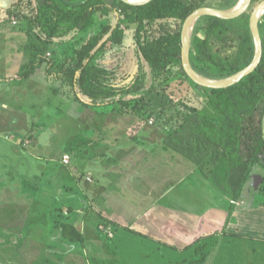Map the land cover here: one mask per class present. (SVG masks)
Returning a JSON list of instances; mask_svg holds the SVG:
<instances>
[{"label": "rangeland", "instance_id": "rangeland-1", "mask_svg": "<svg viewBox=\"0 0 264 264\" xmlns=\"http://www.w3.org/2000/svg\"><path fill=\"white\" fill-rule=\"evenodd\" d=\"M14 1L16 0H0V264H26L21 260L20 254L17 256L15 254L20 253L19 233L21 228L13 227L20 226L28 219L30 224L32 222L39 225L44 224L46 232L48 230V220L46 219L48 212H51L49 215L53 214V209L48 212L40 211L46 208L45 204H50L48 200L42 199V193L26 192L19 185H14L16 187L11 185L9 172H12V175L16 174L15 177L18 174H23L36 180V176L39 178L45 171L47 178L52 180L51 184L55 185L58 175L62 172L58 170L61 167L58 161L62 159L64 153L69 154L72 158L68 168H71L72 172H77L76 165H80L78 158L86 159L85 156H79L80 150H84L80 147H85V154L89 153V155L95 151H103L104 147L96 145L99 141L94 142V131L99 133L101 128L103 136L117 134L126 138V142H131L132 138L139 137L141 142L146 139L142 143L143 146L154 148L150 144L158 142V140L149 138L158 134L162 138L164 137V143H168L170 129L179 123L175 124L169 117L176 115V107L180 105V101H187L197 107L204 104L200 87L191 86L186 77L172 71L165 81L153 86L143 99L139 96L129 100L128 104L117 101L101 106L91 105L87 96L83 94L77 96V91L75 94L74 88L64 85L60 79L54 77L55 75L49 74L48 69L52 64L51 61L60 63L70 60L75 48L99 30L101 24L107 21L117 22L119 12L112 14L110 18L98 16L96 24L68 43L47 45L39 38V29H31L27 19L16 16L7 18L6 8ZM68 1L76 3L82 0ZM40 3L41 1H38V4ZM35 53L42 55L47 61L32 78L26 81L19 75ZM96 61L108 68L116 69V83L119 85L130 84L138 72H148L149 69L139 52L131 29H126V37L122 44H108L106 49L97 54ZM52 69L55 70L56 67L53 66ZM53 88L59 93L53 92L55 91ZM134 101L135 103L138 101L136 107H141L142 114L132 112L137 111L135 108H130ZM182 109L184 110L183 107ZM107 112H111V114L99 117L100 114ZM153 127L156 130H153ZM155 131L158 133L152 134ZM20 142L21 144H19ZM85 142L87 144L92 142V147L90 145L86 148ZM36 144L37 146L34 147ZM88 168L93 170L92 167ZM224 169L225 167L220 168L221 171L218 174L220 179L224 176ZM169 170L171 178L179 171L181 174L187 172L185 167L170 166ZM148 172L150 173V170ZM258 172L259 170L256 169L249 173L244 188L237 198H233L231 194L229 196L217 187L218 181L215 175L212 183L220 190V194L212 199V215L203 214L190 222L183 221L181 223L180 216L177 214L166 217L160 216L155 210H152L139 223L132 225L136 229L147 228L145 232L147 235L136 236L119 231L118 238L128 242L131 241L130 238L145 239L149 237L148 234L156 237L157 234H160L157 233V226L166 225L169 228V226L178 225V231L175 230L177 228L175 226L174 230L167 229V236L171 234L174 237L172 241L182 247L177 251L173 246L170 251H167L165 257L157 256L154 259L151 257L149 261H143L138 256L139 264H170V260H173L172 264H264V178L258 186L255 185V179L261 176ZM24 179L22 176V180ZM43 182L49 186L45 180ZM189 185H193L194 188L196 181H190ZM7 187H13V193H9ZM260 188H263V191ZM31 189L33 190V188ZM204 193L209 194L206 191ZM25 194L30 195L27 197L29 199L25 198ZM142 194L145 195V193ZM140 196L144 198L143 195ZM53 198L60 200L63 195L60 197V192L57 191ZM143 200L141 199V202ZM30 206L33 207V213L30 211ZM189 206L193 208L192 204ZM206 209L203 208V212ZM65 210L66 208L59 207L56 208L55 213L58 215L57 211H60L59 216H62ZM154 224L157 226H153ZM9 225L13 228L9 231L10 233L8 232ZM52 225L54 226L53 221ZM58 225L56 223V226ZM37 229L42 231L40 228ZM33 232L35 233L34 230ZM212 232L216 233L214 237L206 238L197 246L198 250L206 253L207 258L201 263L193 262L195 259L201 258V255L195 254L197 248L191 242L197 236L208 237ZM181 234H183L182 237ZM35 235L36 237L40 236L39 233ZM96 238L105 241V243L110 242V244L108 246L100 245L99 241H94ZM90 240L93 242H89L87 246L89 251L85 254L82 253L83 245L81 243L75 242L77 244L69 247L63 245L59 239L53 241V244L57 243L47 249H55L70 259H79L81 262L90 261V264H125L124 260L118 256L121 252L123 253L122 248L119 247L120 250H118V244H114L110 237L96 225L94 236ZM203 243H205L204 246ZM32 244L35 248L28 247L31 252L26 257L29 263L32 260L35 261L42 253V246L37 248V243ZM134 246L136 249L139 248L136 244ZM134 246L131 244L128 248L133 250ZM145 247L146 253L152 250L151 246H148L150 249H145ZM106 249L109 252H105ZM47 254L52 255L50 252ZM72 256L79 258H72ZM34 264L40 263L36 261Z\"/></svg>", "mask_w": 264, "mask_h": 264}, {"label": "trees", "instance_id": "trees-1", "mask_svg": "<svg viewBox=\"0 0 264 264\" xmlns=\"http://www.w3.org/2000/svg\"><path fill=\"white\" fill-rule=\"evenodd\" d=\"M237 1L151 0L143 5H131L122 0L76 3L16 0L6 8V15L8 19L13 16L27 19L31 29H39V38L49 45L68 43L96 24L98 16L110 18L119 12L117 22L101 24L99 30L75 48L70 60L51 61L49 74L74 88L77 96H87L93 106L117 101L128 104L129 100L139 96L143 99L172 71L186 77L191 86L200 87L204 104L197 107L180 101L176 115L169 117L175 124L179 123L170 129L169 144L166 143L188 155L209 180L213 181L216 175L217 187L237 198L250 172L257 169L264 178V15L259 20L262 59L257 68L239 82L226 88L201 86L190 79L182 63V27L186 18L204 6L232 9ZM260 1L252 0L251 7L236 18L204 15L197 19L190 35V61L199 74L210 79H223L250 64L255 52L250 16L254 5ZM126 29L133 30L135 43L149 69L138 72L130 84L119 85L116 69L99 64L96 56L108 44H122ZM46 61L42 55L33 54L20 78L34 76ZM54 92L59 93L56 89ZM136 102H132L130 108L137 110L133 113L142 114ZM222 167H225L224 176L220 179L218 174ZM60 226L67 240H83L82 232L73 224L63 222ZM215 234L195 241V254L201 258L193 262L205 261L206 253L197 246Z\"/></svg>", "mask_w": 264, "mask_h": 264}, {"label": "crops", "instance_id": "crops-1", "mask_svg": "<svg viewBox=\"0 0 264 264\" xmlns=\"http://www.w3.org/2000/svg\"><path fill=\"white\" fill-rule=\"evenodd\" d=\"M109 113L111 114V112ZM109 113L100 114L99 117L109 116ZM153 130H156V128L153 127ZM94 132V142L99 141L96 145L104 147L103 151H95L89 155V153L85 154V147H80L81 149L84 148V150H80L79 156H85L86 159L78 158L80 165H76L77 172H72V169L68 168L72 162V158L69 159L68 163L63 161L64 155L67 154L64 153L62 159L58 161V164L61 165L58 170L62 172L60 174L58 173L59 175L55 185L51 184L52 180L47 178L45 171L43 175L38 176L39 178L36 176V180L30 179L23 174H18L15 177L16 174L12 175V172L8 173L10 175L11 185H19L26 192L32 191L34 193V191H37V193H42V199L50 202L49 205L45 204L46 208L40 210L41 212H48V210L53 209V214L49 215L51 212H48L46 218L48 220V230L46 232L44 224L39 225L33 222L30 224V220L28 219L20 226L13 227L15 229L21 228V231L19 230L20 253L15 254L16 256L20 254L21 260L26 262V264H34L36 261L40 264H50V261L51 264H90V261L81 262L79 259L67 258L68 256H63L55 249H47V247H52L57 243H52L56 239H59L63 245L65 244L69 247L77 244L75 242H79L83 245L82 253L85 254L89 251L87 248L89 242L91 243L94 240L90 239L94 236L95 225L104 231L114 244H118V247L116 246L118 250H120L119 247L122 248L123 253L121 252L118 256L124 260L125 264H139V257L143 261H149L151 257L153 259L157 256L165 257L167 251H170V248H173V246L178 251L182 246H178L172 241L174 237L171 234L167 236V229H173L175 226L177 227L175 230L178 231L179 226L174 225L167 228L166 225L157 226L154 224L153 226H157V233H160L156 237L148 234L149 237L145 239L130 238L131 241L128 242L121 241L118 238L119 231L128 232L136 236L147 235L145 233L147 228L136 229L132 225L133 223H139L152 210H155L160 216L166 217H169L171 214H177L180 216L181 223L183 221L190 222L203 214L212 215V199L218 197L220 190L211 180L204 176L199 166L188 155L164 143V137L162 138L158 134L149 138L157 139L158 142L150 144L154 148H147L142 144L146 139H143L141 142L139 137H136L132 138L133 141L126 142V138L124 139L123 136H118L117 134L103 136L104 133L101 128L99 133L97 131ZM157 133L158 131H155L152 134ZM86 144L87 142L84 143V145ZM91 144L92 142L88 143L86 148ZM88 155L94 159H90L92 157L89 158ZM170 166H176L177 168L185 167L187 172L181 174V171H179L171 178ZM88 167H92L93 170H90ZM84 169L89 170L84 171ZM148 170H150V173ZM22 176L25 178L24 180H22ZM43 180L49 183V186ZM190 181H196L194 188L193 185H189ZM13 189V187H7L9 193H13ZM57 191L60 192V197L63 195L62 200H54L53 195ZM205 191L210 195L205 194ZM142 193H145V195ZM139 194L143 195L144 198H141ZM48 195L50 197H47ZM24 196L27 198L30 195L25 194ZM141 199L144 200L141 202ZM189 204H192L193 208ZM59 207L66 208L62 216H59L61 214L60 211H57L58 215L55 213L56 208ZM203 208H207L205 212H203ZM30 211L33 213V207L31 206ZM52 221L54 222V226L52 225ZM63 222L71 223L81 231L83 240L75 242L67 240L63 236L60 226ZM56 223L59 225L56 226ZM9 226L8 232L13 229L11 225ZM36 227L42 231H39ZM36 233H39L40 238L36 237ZM182 236L183 234H181ZM200 237L205 236H197L191 244L194 245L195 241ZM94 241H99L100 245L104 244V246L110 244V242L105 243V241L99 238H96ZM34 242L37 243V248L42 246V253L35 261L32 260L29 263L26 257L29 256L31 251L28 247L32 246V249H34L35 247L32 244ZM131 244L133 246L136 244L139 248L136 249L134 246L135 248L131 250L128 248ZM146 245L152 247V250L150 252L148 251V253L144 250ZM148 246L145 249H150ZM104 251L109 252L108 249ZM46 252H50L52 255L50 256ZM118 256L117 258L119 260ZM72 258L79 257L72 256ZM169 263L172 264L173 260H170Z\"/></svg>", "mask_w": 264, "mask_h": 264}, {"label": "water", "instance_id": "water-1", "mask_svg": "<svg viewBox=\"0 0 264 264\" xmlns=\"http://www.w3.org/2000/svg\"><path fill=\"white\" fill-rule=\"evenodd\" d=\"M122 1L131 5H143L151 0H122ZM251 3L252 0H242V3L239 7L235 6L234 8L228 10L204 6L196 9L186 18L182 27V63L184 70L193 81H195L201 86H206L211 88H226L239 82L243 77L247 76L257 68L263 55V45H262L261 32L259 28V20L264 12V0L260 1L253 8L250 16V27L254 37L255 52H254V57L249 65H247L242 70L236 72L235 74L227 78L210 79L199 74L193 68L190 61V35L192 29L191 27L194 25V23L197 21L198 18L204 15L216 16L224 19L236 18L241 14H243L244 12H246L249 6L251 5ZM262 180H263V176L261 175L257 179H255L254 181L255 185L258 186V184Z\"/></svg>", "mask_w": 264, "mask_h": 264}, {"label": "built area", "instance_id": "built-area-1", "mask_svg": "<svg viewBox=\"0 0 264 264\" xmlns=\"http://www.w3.org/2000/svg\"><path fill=\"white\" fill-rule=\"evenodd\" d=\"M69 159H70V156L68 154H65L64 157H63V161L65 163H68L69 162Z\"/></svg>", "mask_w": 264, "mask_h": 264}, {"label": "bare ground", "instance_id": "bare-ground-1", "mask_svg": "<svg viewBox=\"0 0 264 264\" xmlns=\"http://www.w3.org/2000/svg\"><path fill=\"white\" fill-rule=\"evenodd\" d=\"M241 3H242V0H239L237 7H239V6L241 5ZM263 13H264V12H263ZM193 26H194V25H193ZM193 26H192L191 28H193ZM191 31H192V29H191Z\"/></svg>", "mask_w": 264, "mask_h": 264}]
</instances>
